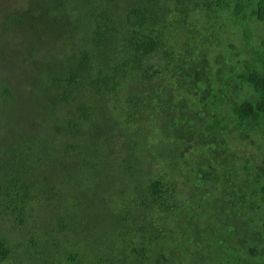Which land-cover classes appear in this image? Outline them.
Wrapping results in <instances>:
<instances>
[{"label": "trees", "instance_id": "1", "mask_svg": "<svg viewBox=\"0 0 264 264\" xmlns=\"http://www.w3.org/2000/svg\"><path fill=\"white\" fill-rule=\"evenodd\" d=\"M0 264H264V0L0 1Z\"/></svg>", "mask_w": 264, "mask_h": 264}, {"label": "rangeland", "instance_id": "2", "mask_svg": "<svg viewBox=\"0 0 264 264\" xmlns=\"http://www.w3.org/2000/svg\"><path fill=\"white\" fill-rule=\"evenodd\" d=\"M1 1V3L3 2V1H6V0H0Z\"/></svg>", "mask_w": 264, "mask_h": 264}]
</instances>
